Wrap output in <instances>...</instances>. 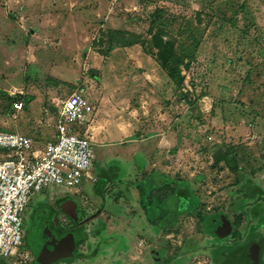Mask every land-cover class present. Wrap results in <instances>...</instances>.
Masks as SVG:
<instances>
[{
	"label": "rangeland",
	"instance_id": "1",
	"mask_svg": "<svg viewBox=\"0 0 264 264\" xmlns=\"http://www.w3.org/2000/svg\"><path fill=\"white\" fill-rule=\"evenodd\" d=\"M156 8L162 15L156 27L175 39L181 54L193 53L180 65L184 80L179 83L159 63L149 70L156 61L149 31ZM125 46L131 47L128 56L135 64L142 62L136 72L118 63L119 54L112 56ZM133 73L142 80L121 109L118 102L134 84ZM112 86L121 97L109 102L104 96ZM74 90L93 107L92 171L110 172L114 181L100 215L109 235L139 256L137 264H208L210 252L219 264L228 259L231 248L217 246L191 211L161 228H169L173 238L168 254L183 261L152 259L149 249L158 236L138 206L135 182L142 174L133 169L143 166L166 177L168 189L171 183H186L203 214L224 210L232 215L230 202L259 191L247 179L264 192V0H0V130L54 138L56 117ZM75 127L83 131L85 121ZM128 170L124 180L130 182H117ZM96 183L83 178L69 190L47 185L31 193L29 202L68 192L90 207ZM153 193L163 195L161 189ZM176 201L171 197L165 206L172 210ZM124 221L132 226L117 229ZM86 228L90 238V225Z\"/></svg>",
	"mask_w": 264,
	"mask_h": 264
},
{
	"label": "flooded vegetation",
	"instance_id": "2",
	"mask_svg": "<svg viewBox=\"0 0 264 264\" xmlns=\"http://www.w3.org/2000/svg\"><path fill=\"white\" fill-rule=\"evenodd\" d=\"M134 164H138V162H134ZM133 170L134 172H141L142 174V176L138 178L137 182H135L136 190L139 192L138 206L141 208V211L144 214V219L146 220L148 225L152 227V232L156 236H158L157 241L155 239V246L149 249L152 259L156 260V262H160V260L163 259L165 263H169L170 261H172V259H181V261H183L184 257L181 258L179 256H176V254H168V251L171 248V244L169 242H171L173 238H169V236H171L169 228L166 227L165 230L164 228L161 229L165 225L172 224L176 220L178 216L174 215L178 204L176 193H178L181 198L186 195V191L182 190L176 192V189L182 187L183 185H180L181 183L179 182H175V185L171 183L170 185L172 188L168 189L169 183L166 177H162L156 172H148L143 166L139 171H137L135 168ZM94 173L96 176L95 181H98L101 174L96 172ZM101 173H105L106 178L109 177V180L102 189L101 193H98L96 191L90 196V207L86 206L85 201L77 196L65 195L68 192H65L62 195L58 194L57 196H52L50 198H46L43 196L42 199H38L34 202H29L27 205L28 211L25 215H23L24 245L26 246L25 239L28 231L37 227V220L35 219L36 210L43 209L41 216L42 219H40L41 221L45 222V224L40 229L42 239L46 240L48 238L46 231H50L49 228L52 229L55 225H57V230L59 233H62L66 230H80L86 234L85 238L77 242L76 257L74 258V260H81L86 264H137L139 256L133 253L130 254L129 250H127L128 245H125V243L122 244L121 238H115L112 235H109L111 230L108 229V226H106V223L100 216L107 203L105 196L106 190L108 188L107 186L111 183H114L110 172L108 173L107 171H103ZM128 174L129 170L125 171V173H123V176L118 178L117 182H119V180H124L122 178L126 176L128 177ZM154 176H157L158 178L160 177L159 181L162 180L161 182H163V184L161 185L163 187L162 190L166 191V195L161 196L163 197V204H156L155 208V202L160 196L153 192L159 189L156 186L157 182L155 180L153 183H148V178H154ZM124 181L128 183L130 182L129 180ZM249 184L255 189L258 187L259 191H254L253 193L244 192L243 196L240 195V197H242L240 199L241 202H239L237 197L236 200L234 199L233 202H230L229 206L231 208L232 215L225 212L224 210L210 213L222 214L224 218H227L229 220L230 232H228L223 237V240H218L215 234L205 232L206 234L210 235V238H216L218 240L217 246L231 248L229 250L230 253L228 254L231 255V264H264V192L262 191V188L258 184H255L253 181H251V183ZM239 193L240 191L236 192L235 194L238 196ZM171 197L177 200L172 210L165 206V203L168 202ZM191 198L194 200V203L190 202L189 200L191 207L188 211H191L192 213L198 215V211L195 208L196 198L193 195ZM63 201H66L64 203V206L70 210L71 215L67 214L64 211H61V203ZM148 201L150 202L147 204ZM259 203H261V205L258 206V208H253L254 204ZM150 204L151 206H149ZM120 205L122 204L120 203ZM153 209L154 215H152ZM168 214L173 215V217L175 216V218H173L172 220H168ZM210 214H202L203 218L199 221L202 231H204V220ZM125 215L127 214L125 213ZM220 219H223L222 216H219L217 218L218 221ZM217 220L215 224H217ZM130 222L135 223L136 218L131 219ZM126 224L128 226H132V223L130 224L124 221L123 223H119L116 228H121V226H126ZM87 225H90V232L92 231V234L90 233V238L86 228ZM128 229V232L132 231L130 228ZM118 232L120 233V230L114 233ZM123 233L124 235L126 234L125 231ZM171 234L172 236L174 235L173 233ZM109 241L116 242L113 248H111L110 243L108 244ZM120 244L124 245L123 249H121L122 246L117 248V246ZM26 248L30 253V261H32V253L27 246ZM127 253L128 256L126 255ZM224 261H222L221 263H223ZM61 263L66 264L64 262H58L56 264ZM208 264H219L212 252H210Z\"/></svg>",
	"mask_w": 264,
	"mask_h": 264
},
{
	"label": "built area",
	"instance_id": "3",
	"mask_svg": "<svg viewBox=\"0 0 264 264\" xmlns=\"http://www.w3.org/2000/svg\"><path fill=\"white\" fill-rule=\"evenodd\" d=\"M19 108V107H18ZM93 107L74 90L64 100L55 122V137L40 140L17 131L0 130V259L1 264H25L31 260L23 247V212L31 193L47 185L77 187L92 173V138L75 122H84Z\"/></svg>",
	"mask_w": 264,
	"mask_h": 264
},
{
	"label": "water",
	"instance_id": "4",
	"mask_svg": "<svg viewBox=\"0 0 264 264\" xmlns=\"http://www.w3.org/2000/svg\"><path fill=\"white\" fill-rule=\"evenodd\" d=\"M101 173L100 178L95 184V190L101 193L103 186L109 180L106 178V174ZM178 198V204L174 212L175 215H180L190 209V203L188 195L186 194L183 198L176 193ZM63 201L61 203V211L66 212L71 215L69 209L64 206ZM75 204V203H74ZM43 209H37L35 212V219L37 227L35 229H30L26 235L25 244L32 253L31 264H56L60 261H65L68 264H72L74 258L76 257V246L77 242L86 237V234L80 230H66L59 233L57 230V225L50 231H46L48 238L46 240L42 239L40 233L41 227L45 222L41 221ZM222 216L223 219L219 221L217 218ZM217 220V224L216 223ZM221 222V223H220ZM204 231L207 233L215 234L218 240H223V237L230 232V224L227 218H224L222 214H210L204 221ZM231 255L221 264H231Z\"/></svg>",
	"mask_w": 264,
	"mask_h": 264
},
{
	"label": "trees",
	"instance_id": "5",
	"mask_svg": "<svg viewBox=\"0 0 264 264\" xmlns=\"http://www.w3.org/2000/svg\"><path fill=\"white\" fill-rule=\"evenodd\" d=\"M161 16H162L161 10L159 8H156L152 12L150 25H149V31H150L151 36H152L154 47L156 48L155 60L157 61V63H159L161 65V67L163 69H165L166 74L170 79L176 80L179 83V82L184 80V73L182 72L180 65L183 64V62L185 61L186 58L188 60L191 59L193 57V53L187 52V53L181 54L179 51L176 50L175 39H173L170 34L164 32L163 29L156 27V20ZM125 43L131 44L132 42H130V40H128ZM161 181H159V182L157 181L156 186L158 187L159 190L161 189V191L163 192V195H166V191L162 190L163 187L161 185L163 184V182H161ZM251 181L252 180L247 179V181L245 183H251ZM180 183H181L180 185H183V186L180 188H177L176 192L182 191V190L186 191V194L188 195L190 202L194 203V200L191 198L192 192L190 190V187L186 183H183V182H180ZM103 188H104V186H103ZM195 201H196V199H195ZM149 202L150 201H148L147 204ZM156 204L157 205L163 204V197H158V200L155 202L154 208L156 207ZM197 213H198V215L197 214L196 215L202 220V218H203L202 214L203 213H201L200 211H198ZM152 215H154V209L152 210ZM206 218H205V220H206ZM203 226H204V223H203Z\"/></svg>",
	"mask_w": 264,
	"mask_h": 264
},
{
	"label": "crops",
	"instance_id": "6",
	"mask_svg": "<svg viewBox=\"0 0 264 264\" xmlns=\"http://www.w3.org/2000/svg\"><path fill=\"white\" fill-rule=\"evenodd\" d=\"M115 51H119V52H115ZM132 51V49H131V47H129V46H125V47H119V48H116V49H114L113 51H112V56H115L116 54H119V58L117 59L118 60V63L119 64H121V65H123L124 67H125V69H131V71L132 72H136L135 70H136V68H135V66H137V67H140V66H142V62H139L138 64H135L134 62L135 61H133L131 58H129V56H128V54L130 53ZM129 52V53H128ZM112 56H109V57H107L108 59H112ZM120 59V60H119ZM140 59H144L143 57H140ZM152 58H150V60H151ZM116 60V59H115ZM147 61H148V59H146ZM152 62H153V60H152ZM150 69L149 70H154V69H156L157 67H158V64H157V61H154V65L150 62ZM154 67V68H153ZM100 69V68H99ZM146 69H148V68H146ZM132 77H133V82H134V84L133 83H131V85H127V89L129 88V90H128V92H127V95L125 96V98L123 99V98H120L119 99V102L118 103H120V104H122V106H121V109H125L126 108V106L124 105V104H126L127 102H128V98H129V95L130 94H135V92H133L134 90H135V88H136V84L137 83H139L141 80H142V77L141 76H139L138 75V73H133L132 74ZM115 96H118V97H121V94H119L117 91H115V89L113 88V86L111 87V89L108 91V94H105V98H107V100L109 101V102H113V100H116L115 99ZM105 103H107V102H105ZM100 109V108H99ZM90 120H91V116H90V114L89 115H87L86 116V118H85V125H86V127H85V129H84V131L86 132V133H88L89 135H90ZM120 133H119V135H123V133H124V131H125V129L124 130H118ZM118 133V132H117ZM106 135V134H105ZM115 137H117V135L115 136ZM114 137V138H115ZM124 149H127L126 147H123ZM128 155V154H127ZM127 156H125L124 158H126ZM122 160V159H121ZM122 179H124V178H122Z\"/></svg>",
	"mask_w": 264,
	"mask_h": 264
}]
</instances>
